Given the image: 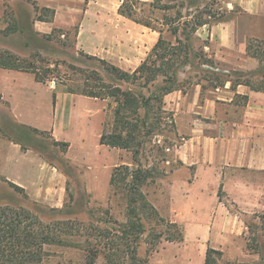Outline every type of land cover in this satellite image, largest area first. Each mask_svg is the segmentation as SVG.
Here are the masks:
<instances>
[{"label":"crops","instance_id":"crops-1","mask_svg":"<svg viewBox=\"0 0 264 264\" xmlns=\"http://www.w3.org/2000/svg\"><path fill=\"white\" fill-rule=\"evenodd\" d=\"M24 1L35 4L40 11L52 10L51 18L33 22L36 30L51 34L76 27L75 45L80 51L121 68L131 62L138 63V67L160 38L158 31L119 13L123 0ZM217 1L226 14L235 12L226 20L200 26L196 40L206 43L205 53L220 68L245 72L254 83L261 82L262 76L252 74L261 63L248 53L247 45L251 38L264 40V0ZM7 3L12 0H0V13ZM0 95L17 123L50 132L56 141L68 142V154L80 148L76 142L83 147L93 122L92 102H100L95 110V114H102L96 130L98 148L124 149L100 143L108 99L73 93L64 85L37 81L31 72L6 68H0ZM164 109L172 117L171 122L166 120L173 129L166 147L171 154L166 162H172L173 168L172 204L177 196L182 198V208L175 211L174 220L204 219L206 213L210 221H229L239 226L241 215L262 212L264 91L243 83L232 86V80L217 87L197 80L166 94ZM82 156L86 157L83 152ZM112 172L106 171L107 182ZM0 176L25 189L34 201L53 208L62 207L66 199L68 181L62 171L38 151L23 149L17 140L0 137ZM178 182L181 191L175 195ZM204 202L207 210L197 208ZM227 203L237 212H232Z\"/></svg>","mask_w":264,"mask_h":264},{"label":"rangeland","instance_id":"rangeland-1","mask_svg":"<svg viewBox=\"0 0 264 264\" xmlns=\"http://www.w3.org/2000/svg\"><path fill=\"white\" fill-rule=\"evenodd\" d=\"M212 3L215 4L212 7L214 11L220 14L225 12L220 9L217 0L215 3L212 0H199V3L191 8L175 7L169 13L175 15L177 9H181L184 15L187 11L198 14ZM7 4L0 13V51H8L16 56L27 72L34 74V71H37L41 76L46 77L44 83L53 84L52 82L56 81V86L64 85L76 91H81L88 83L94 67L105 75L97 62L87 58L85 53L76 47V27L45 34L36 30L33 22L36 19L51 18V10L40 11L38 6L28 4L24 0H12L11 4ZM144 9L146 13L149 12L148 6ZM162 14L163 12L157 11L153 17L161 18ZM165 37L174 41L170 32H166ZM201 43L195 40V47H201ZM114 64L119 66L117 63ZM137 64L136 62L127 63V66L122 68L133 71ZM206 75L208 76L209 73L199 67L188 68L180 76L183 88L188 86L190 81L197 80H203L207 86L211 87L212 82ZM104 81L110 83L109 80L104 79ZM99 104L100 102H92L94 107L90 111L93 113V122L88 129L83 147L80 146V142H76L81 150L74 148L68 154L69 146L58 145L50 132L35 131L32 127L17 123L10 112L9 105L0 95V137L17 140L27 148L38 151L48 162L57 166L68 181L66 199L59 208L62 211H54L53 207L36 202L29 196L14 190L0 176V204L8 203L35 209L37 207L44 222L70 220L75 223V229L65 235L75 244L47 245L45 247L47 254L42 264H90L88 241L90 243L100 241L90 235L98 232L91 229L92 226L100 228L97 230L106 229L113 233L115 229L128 230L130 209L126 191L128 187L124 184L122 188L116 190L110 182L106 181V171L109 170L111 173L114 167L122 164L129 165L132 169L137 167L158 169L155 171L156 178L143 185L141 189L166 222L153 217L147 219L146 232L142 235L140 244L128 245L131 249L136 247V254L142 262L145 264H204L208 247L223 251L221 264H257L262 261L259 254L247 249L248 237L251 235L244 223L255 213L241 215L242 220L239 226L229 221H210L211 217L206 213L203 216L204 219L174 220L175 211L182 208V198L181 195L177 196V201L175 199V204H172L171 197L174 192L170 182L173 168L172 162H166L171 155L166 151V147L171 141L172 126L163 122L162 131L149 140L145 152L139 156L138 162H134L133 153L130 150L110 148L108 151L105 148L103 150L98 148L100 144L96 137V130L99 128L102 114H95V110L100 107ZM114 107L113 100L108 99L107 112L104 116L106 131H111L113 128ZM82 152L86 157L82 156ZM91 155H95L93 158L96 163ZM105 162L108 164L106 167ZM176 185L175 195H178L181 191L180 182ZM205 203L197 208L207 210ZM227 204L232 212H237L234 205ZM167 221L181 226L182 239L168 238L178 236V230L170 226ZM211 227H213L212 231ZM104 241L107 240H103V243ZM98 249L100 253L91 264H109L103 251L101 252L100 245ZM118 249L116 257L118 264H127L130 260V255L126 252L128 248L126 245H121Z\"/></svg>","mask_w":264,"mask_h":264},{"label":"trees","instance_id":"trees-1","mask_svg":"<svg viewBox=\"0 0 264 264\" xmlns=\"http://www.w3.org/2000/svg\"><path fill=\"white\" fill-rule=\"evenodd\" d=\"M212 1L215 3L216 0ZM197 3L199 0H153L152 2L123 0L119 6V13L158 31L160 33L158 42L148 57L133 71H127L105 59L85 53L87 58L97 62L105 75L94 67L88 83L81 91L68 87L73 93L113 100L115 103L113 128L111 131L102 132L100 143L132 151L134 162H138L139 156L145 152L149 140L162 131L163 122L166 123V120L171 122L172 117L164 109V96L183 88L180 76L188 68L199 67L208 72L209 75L206 76L215 87L223 85L225 80H232V86L243 83L254 90L264 91V40L251 38L247 45L248 53L259 59L261 63L252 73L262 76L261 82L254 83L250 75L245 72L226 71L220 68L205 53L203 45L206 43L199 48L195 47V33L206 23L230 18L235 10L228 14L225 12L220 14L212 9L215 5L212 3L198 14L187 11L184 15L181 9H177L175 15L169 13L175 7L191 8ZM145 6L149 7L148 13L144 9ZM48 10L50 9H42V11ZM157 11L163 12L161 18L153 17ZM166 32H170L174 41L165 37ZM0 67L26 71L20 60L8 51H0ZM34 74L37 81L45 82L46 77L41 76L37 71H34ZM104 79L109 80L110 83H106ZM247 99L248 97H245V102ZM55 142L64 147L69 146L68 142L56 140ZM21 145L23 149H27L26 146ZM156 170L158 169L154 167L132 169L125 164L114 168L110 184L116 190L122 188L124 184L128 187L126 191L130 206L129 228L115 229L113 233L106 229L97 230L100 228L92 226L91 229L98 232L90 235L100 241L96 243L88 241L90 264L100 253L98 245L103 249L101 252L103 251L109 264H118L116 257L121 245H126L128 248L126 252L130 255V260L127 264H145L138 258L136 247L131 249L128 245L140 244L142 235L146 232L147 219L153 217L165 221L141 189L143 185L156 178ZM8 184L14 190L28 196L22 187L12 182ZM52 209L62 211L59 208ZM52 222H44L37 207L35 209L8 203L0 204V264H42L47 254L45 249L47 245H74L75 243L65 235L75 229V223L70 220ZM167 222L178 230V236L168 238L182 239L181 226L178 223ZM245 223L251 235L248 237L247 249L261 256L262 261L257 264H264V210L255 213ZM103 240L107 241L103 243ZM222 257L223 251L208 247L204 264H221Z\"/></svg>","mask_w":264,"mask_h":264},{"label":"built area","instance_id":"built-area-1","mask_svg":"<svg viewBox=\"0 0 264 264\" xmlns=\"http://www.w3.org/2000/svg\"><path fill=\"white\" fill-rule=\"evenodd\" d=\"M52 83H53V84H56V81H53Z\"/></svg>","mask_w":264,"mask_h":264}]
</instances>
